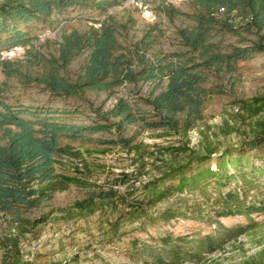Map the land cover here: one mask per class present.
<instances>
[{"label": "trees", "instance_id": "obj_1", "mask_svg": "<svg viewBox=\"0 0 264 264\" xmlns=\"http://www.w3.org/2000/svg\"><path fill=\"white\" fill-rule=\"evenodd\" d=\"M123 1L0 0V52L17 46L24 50L23 60H3L0 56V73L6 79H17L22 90L38 88L54 101L79 98L86 91L110 96L125 84L156 82L146 98L138 99L149 105L150 111L140 112L117 97L104 114L103 122L93 120L90 124L73 123L71 114L76 110L65 104L59 107L22 104L16 96L4 93L0 86V213L10 215L14 223L30 227L41 223V220L31 222L23 213L50 200L55 191L64 190L70 182L86 189L88 207L96 200L116 197L123 202L140 191L143 195L128 203L129 208L137 209L173 192L192 189L203 192L210 184L219 187L238 178L245 195L253 186L244 178L245 169L264 174V164L248 165L249 154L264 157L261 152L264 151V127L259 134L241 140L236 148L228 147L213 158L210 150L203 155L192 154L184 164L137 188L131 185L123 193L116 187L126 182L124 173L99 185L56 174L57 158L68 152L60 146L61 139H90L96 133H109L111 128L120 130L136 122L144 129L153 130L174 131L181 124L190 126L201 119L204 100L212 90L207 87L211 75L219 79L222 73L232 74L237 62L264 53V0H192L186 2L190 11L167 3L168 0H141L150 4L156 15L187 22L175 27L173 50L157 49V40L163 37L157 22L145 26L140 37L129 42V28L135 21L128 18L127 22H119L109 14L99 29H63L55 41L54 52H41L39 47L48 45V41L34 44L38 39L33 29L39 24L51 25L53 14L76 9L78 15L86 14L93 21L97 14L103 15L108 8L119 6ZM225 34L234 36L236 43L244 46L222 45L215 40L217 35ZM81 56L80 65L72 70L71 64ZM108 116L117 121L108 122ZM98 142L122 149H129L131 144L129 139L120 136ZM232 169L236 171L234 174L229 172ZM219 206L220 210L214 213L221 217L264 212V204L246 206L238 201L237 192L220 196ZM235 230L240 232L242 228ZM11 241L17 246L16 238ZM216 243L219 241L210 235L192 242L187 236L174 238L167 234L158 238L156 249L144 251L148 260L139 262L199 264L201 252L215 251Z\"/></svg>", "mask_w": 264, "mask_h": 264}, {"label": "rangeland", "instance_id": "obj_2", "mask_svg": "<svg viewBox=\"0 0 264 264\" xmlns=\"http://www.w3.org/2000/svg\"><path fill=\"white\" fill-rule=\"evenodd\" d=\"M173 5L190 11L189 3ZM117 7L108 8L105 14L119 22L133 19L128 41H135L147 25L140 22L133 7ZM154 15L163 31V37L157 40V49H175V27L187 22ZM85 16L73 10L52 16L51 25L39 24L33 29V35L44 36L34 42L35 46L48 41V45L39 47L41 52H54L55 41L59 40L63 29L83 31L89 27L92 20ZM215 40L222 45L244 46L228 34L217 35ZM82 58L71 64L72 70L77 69ZM21 59L23 55L17 58ZM209 78L207 87L212 90L204 100L201 119L194 124H181L177 130L167 131L144 129L136 122L120 130L111 128L109 133H96L90 139H61L60 146L68 152L57 158L56 174L99 185L124 173L126 182L116 187L123 193L131 185L137 188L170 168L184 164L192 154L203 155L210 150L213 158L228 147L236 148L241 140L259 134L264 127V53L237 62L232 74ZM155 84L154 81L138 82L136 86L125 84L110 96L86 91L79 98L50 101L38 88L22 90L17 79H6L0 73L4 93L16 96L17 101L26 105L59 107L65 104L76 110L71 114L76 124H90L93 120L102 123L104 114L117 97L125 99L133 109L139 108L140 112L150 111L151 107L138 99L146 98ZM107 119L108 122L117 121L110 116ZM116 136L129 139V149L98 142ZM261 152L264 155V151ZM248 157V165L264 164V157L253 153ZM78 164L81 166L77 167ZM211 166L214 169L213 163ZM244 172V178L253 185L245 195L238 178L219 187L210 184L203 192L193 189L173 192L154 204L137 209L129 208L128 203L142 196L140 191L123 202L116 197L96 200L88 207L86 189L73 182L66 183L64 190L55 191L50 200L23 213L31 222L41 220L35 227L21 226L14 223L10 215L0 213V264H140L139 260H148L144 251L156 249L158 238L167 234L174 238L187 236L192 242L205 235L216 238L219 241L217 249L201 252L199 264H264V212L226 217L214 213L220 210V196L227 192H237V200L246 206L264 204V174L250 173L249 169ZM78 203L80 206L76 205ZM237 228L242 230L234 231ZM13 238L17 246L12 243Z\"/></svg>", "mask_w": 264, "mask_h": 264}, {"label": "built area", "instance_id": "obj_3", "mask_svg": "<svg viewBox=\"0 0 264 264\" xmlns=\"http://www.w3.org/2000/svg\"><path fill=\"white\" fill-rule=\"evenodd\" d=\"M192 0H168L167 3H176L177 5L179 4H183L186 2H189ZM128 6L133 7L135 10H137L138 15H139V20L142 24L144 25H150L155 23L156 18L155 15L153 13V10L150 6V4L143 2L141 0H125L121 3V5H119L117 8H126ZM106 14L103 15H99L98 17L95 18V20H93L92 22H89L88 25L89 27H93L94 29H99L101 27V24L103 22V20L106 18ZM38 41L42 38H44V36H36ZM23 48L22 47H12L10 49L7 50H3L0 52V56L1 59L3 60H12V59H17V58H21V56L23 55ZM116 100H113L112 103H115ZM81 165L78 164L77 167H80Z\"/></svg>", "mask_w": 264, "mask_h": 264}, {"label": "crops", "instance_id": "obj_4", "mask_svg": "<svg viewBox=\"0 0 264 264\" xmlns=\"http://www.w3.org/2000/svg\"><path fill=\"white\" fill-rule=\"evenodd\" d=\"M74 11H76V9H74ZM55 15H57V14H53V16H55Z\"/></svg>", "mask_w": 264, "mask_h": 264}]
</instances>
